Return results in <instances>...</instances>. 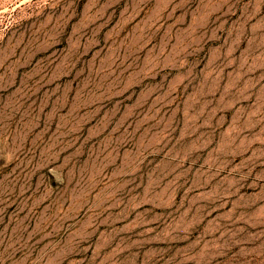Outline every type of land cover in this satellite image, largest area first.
Segmentation results:
<instances>
[{
	"label": "rangeland",
	"instance_id": "1",
	"mask_svg": "<svg viewBox=\"0 0 264 264\" xmlns=\"http://www.w3.org/2000/svg\"><path fill=\"white\" fill-rule=\"evenodd\" d=\"M0 264H264V0H0Z\"/></svg>",
	"mask_w": 264,
	"mask_h": 264
},
{
	"label": "bare ground",
	"instance_id": "2",
	"mask_svg": "<svg viewBox=\"0 0 264 264\" xmlns=\"http://www.w3.org/2000/svg\"><path fill=\"white\" fill-rule=\"evenodd\" d=\"M159 1H161V2H163V3H172V2H174V1H176V0H159ZM96 3V2H95ZM96 5V4H95Z\"/></svg>",
	"mask_w": 264,
	"mask_h": 264
}]
</instances>
